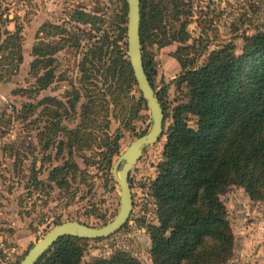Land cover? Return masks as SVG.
<instances>
[{"label": "rangeland", "instance_id": "rangeland-1", "mask_svg": "<svg viewBox=\"0 0 264 264\" xmlns=\"http://www.w3.org/2000/svg\"><path fill=\"white\" fill-rule=\"evenodd\" d=\"M193 5L187 45L194 47L190 57L197 59L199 66L210 52L228 43H234L240 55L244 37L254 36L264 25V0H193ZM121 8L118 0H0V28L11 33L16 26L23 28V63L17 74L0 84V112L11 111V107L20 111L23 104L43 101L35 117L38 124L27 127L20 121L12 122L10 136L4 139L10 149H0V231L7 234L0 246L9 261L17 258L20 264L27 251L58 224L74 221L102 227L120 210V188L113 178V167L119 156L151 128L149 110L136 114L135 101L140 94L117 87V80L108 71L111 59L116 58L111 55L114 47L108 43L118 37L115 26ZM37 45L45 51L42 58L34 55ZM118 45L124 49L123 44ZM179 47L152 45L146 50L154 63L156 91L159 94L166 89L169 102L177 97L174 80L182 73L174 57ZM36 59L42 61L38 74L31 68ZM85 60L86 72L82 73ZM47 73H52L51 85L38 93L36 74L43 77ZM89 94L96 101V116L92 115L88 128L92 136L81 151L75 147L73 160L68 148H62L57 158L58 137L65 140L63 129L74 131L80 125L81 106ZM78 95L81 101L75 112L70 104ZM47 127L51 131L46 139H50L41 149L37 129L45 131ZM56 131L59 136L52 137ZM117 131L121 132L120 154L110 172L103 171L98 149L103 142L114 141ZM165 142L166 136L147 147L131 173L134 211L127 225L107 239L88 241L82 264H96L116 253L152 264L151 240L145 227L158 223L150 187L163 160ZM66 161L70 184L60 190L49 182V175ZM34 174L42 184L38 190L34 189ZM220 199L235 240L228 264H264V203L252 201L237 186L230 187Z\"/></svg>", "mask_w": 264, "mask_h": 264}, {"label": "trees", "instance_id": "trees-1", "mask_svg": "<svg viewBox=\"0 0 264 264\" xmlns=\"http://www.w3.org/2000/svg\"><path fill=\"white\" fill-rule=\"evenodd\" d=\"M118 3L120 8L122 6L114 25L118 37L108 43L114 47L111 55L116 58L111 59L108 71L112 79L117 80V87L140 94L135 101L136 114H139L148 108L128 57L127 0H118ZM193 16V0H141L143 61L155 90L154 63L147 48L181 45L174 55L182 70L174 80L177 97L169 102L166 89L158 94L165 114L163 137L166 136V142L157 177L150 187L158 223L145 227L151 240L152 264H228L234 255L235 240L221 195L237 186L243 188L252 201L264 203V25L254 36L244 37L240 55L235 44L228 43L210 52L199 66L197 59L190 57L194 47L187 45ZM110 31L114 34V29ZM41 32L42 29L39 34ZM22 33L20 26H16L14 33L0 28V84L17 74L23 63ZM120 43L124 49L119 47ZM44 52L40 45L34 49L37 58H42ZM86 62H83L82 73L86 72ZM41 64L42 61L36 59L32 71L39 72ZM37 74L35 90L40 93L51 85L52 73L43 77ZM83 81L80 82L84 85ZM92 97L89 94L87 102L81 106V122L77 129H63L66 141L58 137L57 158L62 148H68L69 158L73 160L77 154L75 147L79 146L77 150L81 151L82 144L92 136L88 129L92 115L96 116L93 113L96 101ZM80 101L78 95L70 104L75 112ZM42 105L43 101L27 103L20 111L11 107V111L0 112L1 150L10 149L4 139L10 136L11 123L20 121L27 127L37 125L39 118L35 117ZM37 130V143L42 149L44 141L50 139L46 136L51 128ZM120 135L117 131L114 141L107 140L98 149L103 158V171L110 172L114 159L120 154ZM57 136L56 131L52 137ZM69 175L66 161L64 166L51 171L49 182L66 190L70 184ZM33 185L35 190L42 185L36 174ZM88 241L61 238L38 264H82ZM96 264L142 263L124 253H116Z\"/></svg>", "mask_w": 264, "mask_h": 264}, {"label": "water", "instance_id": "water-1", "mask_svg": "<svg viewBox=\"0 0 264 264\" xmlns=\"http://www.w3.org/2000/svg\"><path fill=\"white\" fill-rule=\"evenodd\" d=\"M127 50L138 88L151 116L150 131L135 140L119 156L112 170L113 178L120 188V210L117 216L102 227H92L80 222H65L56 225L41 240L34 244L20 264H38L53 245L64 237L89 241L107 239L120 232L129 222L134 211V196L130 183L131 173L141 160L144 150L163 138L165 114L158 93L147 76L141 45V0H127Z\"/></svg>", "mask_w": 264, "mask_h": 264}, {"label": "built area", "instance_id": "built-area-1", "mask_svg": "<svg viewBox=\"0 0 264 264\" xmlns=\"http://www.w3.org/2000/svg\"><path fill=\"white\" fill-rule=\"evenodd\" d=\"M8 262L9 258L7 256V253L0 246V264H9Z\"/></svg>", "mask_w": 264, "mask_h": 264}, {"label": "crops", "instance_id": "crops-1", "mask_svg": "<svg viewBox=\"0 0 264 264\" xmlns=\"http://www.w3.org/2000/svg\"><path fill=\"white\" fill-rule=\"evenodd\" d=\"M4 236H6L5 238H7V234H6V232H3V231H0V241L2 242V240H3V238H4ZM17 258H13V257H11L10 258V261H9V264H16L17 263Z\"/></svg>", "mask_w": 264, "mask_h": 264}]
</instances>
